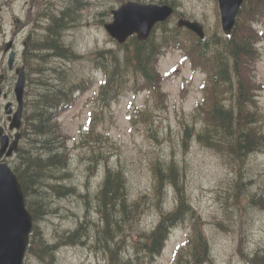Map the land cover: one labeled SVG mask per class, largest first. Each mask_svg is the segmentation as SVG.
<instances>
[{"label": "rangeland", "instance_id": "obj_1", "mask_svg": "<svg viewBox=\"0 0 264 264\" xmlns=\"http://www.w3.org/2000/svg\"><path fill=\"white\" fill-rule=\"evenodd\" d=\"M40 1L0 0V79L5 76L2 88L8 95L3 104L15 102L13 90L17 81L15 72L8 68L5 44L15 42L20 67L26 62L27 38L42 40L47 34L44 28L52 24V16L61 17L63 11L70 13L69 9L75 11V22H67L61 39L80 59L53 58L45 64L34 58L29 65L25 63V117L33 110L34 100L42 90L43 67L63 71L73 83L93 84L77 93L57 118L69 161L63 180L49 184L74 187L76 192L58 196L49 191L43 196L51 213L38 225L46 243L54 247L46 255L37 246L36 253L27 255L25 264H113L112 251L116 250L117 262L127 261L134 255L143 233L156 228L164 215L177 208L180 189L169 182L167 173L164 187L156 192L154 163L158 160L165 165L173 161L178 165L184 177L180 191L186 196L190 208L187 212L191 210L194 217L186 215L174 226L162 254L153 264H263L264 205L252 197L264 196V147L238 166L226 150L209 148L196 138L205 124L200 105L208 85V72L197 58L188 50L167 47L157 63L162 79L159 95L133 90V80L109 106L100 101L105 77L95 57L101 51L125 55V47L118 45L104 27L112 21V11L127 1L162 4L165 0H45L47 5ZM175 1L176 15L166 23L169 29L177 27L178 19L183 17L203 24L208 37H226L218 0ZM253 26L262 39L254 44L258 56L249 65L248 79L258 96L264 131V17ZM162 30L158 26L156 36ZM189 127L193 136L187 140ZM89 129L94 131V140L86 142ZM97 135L102 137L96 138ZM107 168L125 173L129 199L139 212L121 228L109 230L115 238L108 242L99 234L107 230L98 209ZM240 177L243 184L235 186ZM193 222H197L208 242L206 262L196 263L189 258ZM81 225L87 236L72 238Z\"/></svg>", "mask_w": 264, "mask_h": 264}, {"label": "trees", "instance_id": "obj_2", "mask_svg": "<svg viewBox=\"0 0 264 264\" xmlns=\"http://www.w3.org/2000/svg\"><path fill=\"white\" fill-rule=\"evenodd\" d=\"M176 8L175 0H165ZM63 11L61 17L52 16V24L44 28L47 32L42 40L29 36L24 50L25 63L29 65L34 58H39L45 64L49 59L62 58L66 60L80 59V56L67 48L61 39V34L68 28V23L75 22L72 9ZM183 16V15H182ZM264 17V0H247L242 6L233 32L224 38L216 34L200 39L193 32L174 27L169 29L166 24L160 33L154 32L146 42L132 38L124 46L125 55L118 56L111 51H101L95 57L99 69L104 73V81L100 87V101L110 105L124 92L125 86L134 80L133 90H148L159 95L162 79L157 69L158 60L167 47L185 49L192 57H196L199 65L207 70L208 85L205 98L200 105L204 110L205 124L197 132L198 138L209 148L226 150L236 161L244 165L245 158L264 147V131L261 127L258 96L248 79L251 63L258 56L255 42L262 35L253 29V25ZM109 54H112L111 57ZM41 92L36 96L33 110L24 119V138L17 160L12 164L26 197L27 208L34 219V229L28 247V254L36 253L37 246L49 255L53 245L47 244L38 225L46 214L51 213L49 203L43 196L53 192L58 196L71 195L76 192L74 187L62 184H49L53 180H63L68 164L67 143L62 136L57 118L65 106L73 102L74 96L86 91L93 84L73 83L63 71L56 68L40 69ZM187 140L191 135L187 128ZM94 131L89 129L86 140H94ZM102 137L97 135L96 138ZM156 192L164 187V177L175 187L184 183V177L176 162L166 165L158 160L155 163ZM243 184L242 177L235 186ZM179 190L177 208L174 212L164 215L162 221L150 232H144L138 242L133 256L127 261H117V250L112 251L113 264H153L164 250L172 228L185 219L186 215L194 217L188 207L186 196ZM98 209L106 224V232L99 233L104 241L114 239L109 230L121 228L122 225L139 214L135 202L129 199L125 173L118 169L107 168L105 178L99 192ZM256 203L264 205V196L256 194L252 197ZM136 218V217H135ZM193 235L188 244L191 251L189 258L197 262L209 260V246L202 235L197 222H193ZM87 230L81 225L72 234V238H84ZM109 249V248H108ZM110 250V249H109ZM41 258V254H39ZM264 264V257H263Z\"/></svg>", "mask_w": 264, "mask_h": 264}, {"label": "water", "instance_id": "obj_3", "mask_svg": "<svg viewBox=\"0 0 264 264\" xmlns=\"http://www.w3.org/2000/svg\"><path fill=\"white\" fill-rule=\"evenodd\" d=\"M245 1L218 0L222 29L226 35L232 34L238 14ZM112 13L113 21L107 23L105 29L114 40L122 45L134 35H137L140 41L148 40L154 28L160 23L167 22L174 15L175 9L166 4L128 2ZM177 26L192 31L201 39L205 38L204 26L197 21L181 18ZM4 52L8 53L9 68L12 70L17 57L13 41L6 43ZM16 76L14 94L18 109L10 119L12 131L21 128L27 83L24 66L16 69ZM3 79L4 76L1 77V83ZM2 93L0 86V99ZM9 106L10 104L6 106V109ZM19 138L20 134L17 133L8 156L18 151ZM8 147L9 138L3 134L0 127V160ZM33 226V216L27 208L23 188L17 175L9 165L0 163V264H24Z\"/></svg>", "mask_w": 264, "mask_h": 264}, {"label": "flooded vegetation", "instance_id": "obj_4", "mask_svg": "<svg viewBox=\"0 0 264 264\" xmlns=\"http://www.w3.org/2000/svg\"><path fill=\"white\" fill-rule=\"evenodd\" d=\"M47 1V0H46ZM40 2H45V0H41ZM129 2V1H127ZM126 3V2H125ZM45 5V3H43ZM124 4V3H123ZM17 67V65H16ZM8 98V95L3 93L1 96V100H0V127L3 130V134L5 136H8L9 138V147L7 148L6 152L4 153L3 157L1 158L2 162H6V163H10L12 164L14 161L17 160L18 154L22 148V146L24 145L25 142V138H24V119H25V113H26V109L23 111V115H22V120H21V128L20 130H11V117L13 115V113L17 110V104L16 101L15 102H9L7 104H3V101L6 100ZM10 104V106L8 107V109H6V106ZM26 107V106H25ZM8 111H11V113H8ZM4 113V115H3ZM17 133L20 134V138H19V144H18V151L13 152V154L11 156H8L9 150L11 145L14 143L15 141V136L17 135Z\"/></svg>", "mask_w": 264, "mask_h": 264}]
</instances>
